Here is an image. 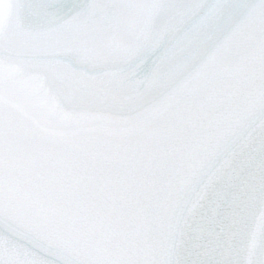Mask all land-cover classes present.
<instances>
[{
  "label": "snow or ice",
  "instance_id": "6c2138e0",
  "mask_svg": "<svg viewBox=\"0 0 264 264\" xmlns=\"http://www.w3.org/2000/svg\"><path fill=\"white\" fill-rule=\"evenodd\" d=\"M124 205L152 245L94 239ZM0 264H264V0H0Z\"/></svg>",
  "mask_w": 264,
  "mask_h": 264
},
{
  "label": "water",
  "instance_id": "95a60500",
  "mask_svg": "<svg viewBox=\"0 0 264 264\" xmlns=\"http://www.w3.org/2000/svg\"><path fill=\"white\" fill-rule=\"evenodd\" d=\"M184 52H178L174 63L177 65L172 73V76L168 80H162L159 86L166 90L171 91L175 85L183 82L192 71L190 65H184L182 63ZM202 85H197L185 96L178 99L176 104L170 105L167 109L162 111L152 121L150 128L153 130H160L169 127L175 115L180 108H186L188 111H195L198 106L203 102V93L201 91ZM195 131V123L192 121H185L184 133L185 135H191ZM131 143H135V138L131 140ZM103 166L105 169H112L118 167V159L116 157H108L103 160ZM223 183L222 175H218L215 178V183L212 184L211 190H216L217 187ZM105 189H100V204H103V198ZM220 211L225 210L224 205L221 203ZM105 214V210L101 207V215ZM134 213H130L128 206L124 205L122 213L119 215H113L111 217V227H106L101 224L97 227L94 233V239L106 243L112 250L127 249L128 251H136L140 248H145L152 245L159 234V222L155 220L151 214L145 213V219L142 226H138L134 220L130 219V216ZM225 228L221 225L217 229V235L215 237L217 243L221 246L225 243Z\"/></svg>",
  "mask_w": 264,
  "mask_h": 264
}]
</instances>
